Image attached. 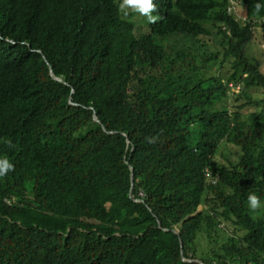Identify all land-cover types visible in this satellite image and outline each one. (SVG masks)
Wrapping results in <instances>:
<instances>
[{
	"label": "trees",
	"instance_id": "obj_1",
	"mask_svg": "<svg viewBox=\"0 0 264 264\" xmlns=\"http://www.w3.org/2000/svg\"><path fill=\"white\" fill-rule=\"evenodd\" d=\"M229 1L0 0V264H264V113L224 104L264 96V0Z\"/></svg>",
	"mask_w": 264,
	"mask_h": 264
},
{
	"label": "rangeland",
	"instance_id": "obj_2",
	"mask_svg": "<svg viewBox=\"0 0 264 264\" xmlns=\"http://www.w3.org/2000/svg\"><path fill=\"white\" fill-rule=\"evenodd\" d=\"M127 12H133L132 10H127ZM238 16H242L244 11L242 8L238 9ZM134 16L136 19H139L142 17L141 14L137 12ZM243 17L238 18L239 21H242ZM158 18L154 21L156 22ZM149 23V22H148ZM153 23V22H152ZM256 26V27H255ZM140 29H143V27H140ZM205 41H208V45L212 52H219L218 59L212 64V67L208 70L207 74L212 77V79L219 80L221 82L225 81L228 77L233 75V70L231 69V66L233 64H229L228 62H224L222 60V54L224 53V49L217 46L216 39H210L207 40V38H203ZM212 40V41H211ZM244 55L247 58V60L251 64H257L259 65L260 72L264 75V46L262 44L261 38L259 36V32L257 30V25H253V37L251 41L246 45L244 48ZM228 88V98L224 100V104L227 105L231 110L234 111L236 108H240V112L243 114L247 113H264V104L262 103V100L264 99V96L261 94V91L259 89H250L247 92V95L243 94L241 84H229L227 86ZM221 149H219V153L214 158V166H219L224 162L223 153L226 152V156L233 157L234 154V148L231 145L226 146V148H223V151L220 152ZM261 207V206H260ZM258 207L257 209H259ZM264 208V204L263 207ZM201 210V207L199 208ZM230 230V229H229ZM195 243L198 248V253L201 257L204 259L208 258L209 250L206 246V241L204 238L197 237L195 239ZM200 261V260H197Z\"/></svg>",
	"mask_w": 264,
	"mask_h": 264
},
{
	"label": "clouds",
	"instance_id": "obj_3",
	"mask_svg": "<svg viewBox=\"0 0 264 264\" xmlns=\"http://www.w3.org/2000/svg\"><path fill=\"white\" fill-rule=\"evenodd\" d=\"M235 1L238 2V5L236 6L235 9H233L232 12L228 11V8L231 7L230 1H229V5L227 7V13L230 15L232 13H234L235 14L234 17H235L236 21H239L238 18L243 17L242 21L240 22V23H243L245 21V15L243 13L242 16H240V17L238 16L237 8L240 9L242 7H241L240 2L238 0H235ZM260 7H261V5L259 3H257L255 5V9L257 12L260 10ZM154 8H155V5L153 3V0H120V2L118 4V9L120 11L124 12L125 15L127 14V10L130 9L133 12H137V13L141 14L142 16L146 17V19L149 23H152L157 19L156 16L151 15ZM12 170H13V164L10 163V161L7 159V157L0 156V178H3ZM206 176L208 178L211 177V175H206ZM213 182L214 181H212V183ZM140 196H142V195L140 194ZM137 201H139V200H137ZM247 204H248L249 209H251V210H255L261 206L260 201L255 194H248Z\"/></svg>",
	"mask_w": 264,
	"mask_h": 264
},
{
	"label": "water",
	"instance_id": "obj_4",
	"mask_svg": "<svg viewBox=\"0 0 264 264\" xmlns=\"http://www.w3.org/2000/svg\"><path fill=\"white\" fill-rule=\"evenodd\" d=\"M50 75L52 76V79H53V80L61 82V80H60V79H57V78L53 77V75H52V72H51V71H50ZM94 121H95V122H97V120H96V118H95V117H94ZM131 181H132V176H131ZM158 224H159V223H158ZM171 232H172L173 234H175V235H178V232H177V230H171ZM179 243H180V245H181V242H180V240H179ZM188 262H189V261H188ZM190 262H193V261H190ZM195 262H198V263L202 264L200 261H195Z\"/></svg>",
	"mask_w": 264,
	"mask_h": 264
},
{
	"label": "built area",
	"instance_id": "obj_5",
	"mask_svg": "<svg viewBox=\"0 0 264 264\" xmlns=\"http://www.w3.org/2000/svg\"><path fill=\"white\" fill-rule=\"evenodd\" d=\"M230 4H231V7L228 8V11H229V12H232L233 9H235L236 6L238 5V2L235 1V0H231V1H230Z\"/></svg>",
	"mask_w": 264,
	"mask_h": 264
}]
</instances>
